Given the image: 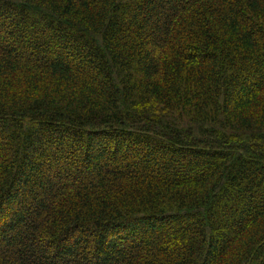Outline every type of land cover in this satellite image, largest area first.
Segmentation results:
<instances>
[{"label":"trees","instance_id":"16d2710c","mask_svg":"<svg viewBox=\"0 0 264 264\" xmlns=\"http://www.w3.org/2000/svg\"><path fill=\"white\" fill-rule=\"evenodd\" d=\"M0 264H264V0H0Z\"/></svg>","mask_w":264,"mask_h":264}]
</instances>
